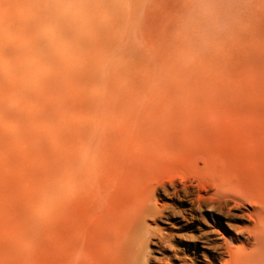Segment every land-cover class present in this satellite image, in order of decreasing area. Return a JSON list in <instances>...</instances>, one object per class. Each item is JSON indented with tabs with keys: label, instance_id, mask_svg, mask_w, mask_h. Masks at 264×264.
Masks as SVG:
<instances>
[{
	"label": "rangeland",
	"instance_id": "rangeland-1",
	"mask_svg": "<svg viewBox=\"0 0 264 264\" xmlns=\"http://www.w3.org/2000/svg\"><path fill=\"white\" fill-rule=\"evenodd\" d=\"M101 1L0 0V264H223L264 204V0Z\"/></svg>",
	"mask_w": 264,
	"mask_h": 264
},
{
	"label": "bare ground",
	"instance_id": "bare-ground-1",
	"mask_svg": "<svg viewBox=\"0 0 264 264\" xmlns=\"http://www.w3.org/2000/svg\"><path fill=\"white\" fill-rule=\"evenodd\" d=\"M69 1H70V6L72 8V17L68 24L70 27L79 28L81 27V16L79 13V11L81 10V2L80 0H69ZM195 1L196 3L195 2L193 3V0H191L194 11L197 12L198 9L204 10L205 0H195ZM212 1L214 2L215 0ZM241 1L242 0H222V3L225 4L224 5L225 8L226 6L229 9L232 8V10L233 8H235L234 11H236V8L237 9L242 8L239 6ZM101 3H102L101 0H96V4L101 5ZM195 12H193L192 14L195 15ZM192 20H193V15L190 20V27L191 30L195 32V34H198L199 26L193 23ZM51 34L52 33H49L48 35ZM53 36L49 41H46L44 45L42 46L39 45L38 50L42 51V49L47 48V46H49L50 48H55L57 46V39ZM211 43L212 42H210V44ZM246 202H248L253 209L251 213L253 216L252 221L254 227L248 228L249 230L247 231L246 236H244V241H241L239 245H235L233 244V242H229V245L226 246V250H225L228 258L226 257L221 258L223 264H264V204H254V202L250 200H246ZM143 245L144 244L140 243L138 253L136 254L134 253V256L136 258L139 256L140 252L142 251Z\"/></svg>",
	"mask_w": 264,
	"mask_h": 264
}]
</instances>
